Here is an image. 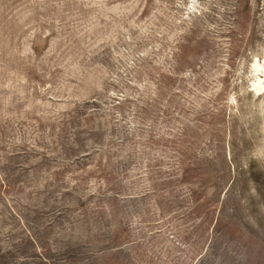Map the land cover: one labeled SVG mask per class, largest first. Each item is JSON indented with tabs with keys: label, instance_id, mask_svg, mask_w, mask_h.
Listing matches in <instances>:
<instances>
[{
	"label": "rangeland",
	"instance_id": "1",
	"mask_svg": "<svg viewBox=\"0 0 264 264\" xmlns=\"http://www.w3.org/2000/svg\"><path fill=\"white\" fill-rule=\"evenodd\" d=\"M263 73L264 0H0V264H264Z\"/></svg>",
	"mask_w": 264,
	"mask_h": 264
},
{
	"label": "bare ground",
	"instance_id": "2",
	"mask_svg": "<svg viewBox=\"0 0 264 264\" xmlns=\"http://www.w3.org/2000/svg\"><path fill=\"white\" fill-rule=\"evenodd\" d=\"M257 62V59L255 60ZM255 62V63H256ZM262 66V64H260ZM260 65L257 63L256 69L255 70H259ZM253 66V65H252ZM260 71V70H259ZM256 72V71H255ZM259 73V72H258ZM253 74V72L251 73V75ZM255 74V73H254ZM264 74V73H263ZM255 76V75H253ZM255 79V78H254ZM253 82V81H252ZM256 82V83H255ZM253 87L255 86L254 90H257L258 92L264 89V75L260 78L258 77L257 81L255 80ZM252 84V83H251ZM252 86V85H251ZM257 92V93H258Z\"/></svg>",
	"mask_w": 264,
	"mask_h": 264
}]
</instances>
